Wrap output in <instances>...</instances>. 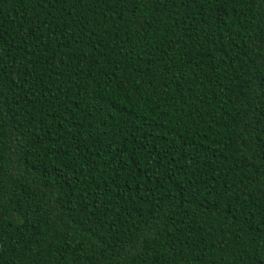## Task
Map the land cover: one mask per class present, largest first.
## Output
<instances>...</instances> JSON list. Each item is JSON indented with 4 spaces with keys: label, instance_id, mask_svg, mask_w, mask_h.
Masks as SVG:
<instances>
[{
    "label": "trees",
    "instance_id": "1",
    "mask_svg": "<svg viewBox=\"0 0 264 264\" xmlns=\"http://www.w3.org/2000/svg\"><path fill=\"white\" fill-rule=\"evenodd\" d=\"M0 264H264V0H0Z\"/></svg>",
    "mask_w": 264,
    "mask_h": 264
}]
</instances>
